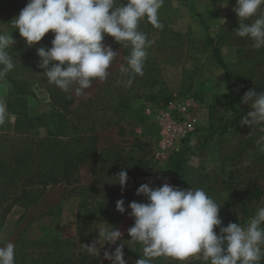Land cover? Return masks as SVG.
<instances>
[{"label":"rangeland","instance_id":"1","mask_svg":"<svg viewBox=\"0 0 264 264\" xmlns=\"http://www.w3.org/2000/svg\"><path fill=\"white\" fill-rule=\"evenodd\" d=\"M26 4L27 0H0V32L11 34L16 41L8 49L15 68L0 80V101L6 103L9 113L0 125V159L11 154V133L16 121L13 111L49 116L53 109L51 100H65L68 95L74 100L70 108L79 106L76 118L94 126L97 152L89 162L79 164L75 181L49 185L30 206L14 202L20 193L7 192L9 200L0 207V245L10 241L17 246L21 244L19 239L38 241L33 244V252L38 253V246L46 250L52 247V240L66 238L74 243L71 249L75 254L85 252L90 256L84 258V264H111L104 259L103 251L114 250L116 245H105L95 256L83 247L97 240V226H109L122 232L117 244L123 245L128 264H134L143 250L127 232L134 224V217L128 215V204L147 202L143 194L136 195L144 183L150 187L167 182L182 189H204L221 204L223 226L228 217L246 225L256 209L264 206V152L256 144L264 133L249 134L252 129L239 123L250 110L240 103L242 95L249 89L264 90V47L256 49L251 39L233 32L239 26V17L233 11L235 0H164L159 9L163 28H154L146 18L139 23V30L154 43L146 49L144 74L135 75L130 87L126 86L127 76L121 74L120 67L126 66L125 57L131 49L123 43L113 45L114 38L105 34L104 43L118 55L108 69V77L94 80L85 90L86 96L65 93L41 74L44 70L38 67L36 49L42 45L51 47L54 34L50 30L31 46L25 42L12 19ZM261 12L264 5L257 15ZM253 19L244 22L251 23ZM207 38H212L211 45ZM213 49L227 64L234 84L232 95ZM147 106L156 110L168 108L180 121L196 118V123L189 124L195 129L184 133L179 149L166 159L155 155L157 127L145 114ZM39 132L41 136L45 134L43 128ZM177 154L184 158V182L179 185L168 169ZM122 169L128 175L123 189L116 177ZM121 198L125 202L124 214L116 209ZM214 231L219 233V228ZM152 264L210 262L200 255L185 261L158 256ZM259 264H264V259Z\"/></svg>","mask_w":264,"mask_h":264},{"label":"clouds","instance_id":"2","mask_svg":"<svg viewBox=\"0 0 264 264\" xmlns=\"http://www.w3.org/2000/svg\"><path fill=\"white\" fill-rule=\"evenodd\" d=\"M163 4L164 0H27L12 25L29 46L51 30V47L42 45L36 49L38 67L44 70L41 74L65 93L86 96L85 90L94 80L108 77V69L118 55L104 43L105 34L131 49L125 57L126 66L120 67L121 74L127 76L126 86H131L135 75L144 74L146 49L154 41L138 26L146 18L154 28H163L159 19ZM262 5L264 0H235L233 8L239 17V26L233 32L251 39L256 49L264 47V12L257 15ZM252 17L255 19L251 23L244 22ZM15 43L11 34L0 32V80L15 68L8 51ZM240 103L250 109L241 116L240 125L249 126V134L264 133V90H247ZM8 118L7 105L0 101V125ZM256 144L264 152V135ZM116 177L123 189L127 172L122 169ZM141 194L147 197L146 203L128 204V215L134 217V224L127 232L143 250L134 264H152L158 256L185 261L200 255L210 264H259L264 259V206L256 209L246 225L229 222L223 226L221 204L202 188L182 189L167 182L150 187L144 183L136 190V195ZM116 209L121 214L126 212L123 198L117 200ZM97 227V240L83 244L87 252L100 255L105 245H116L114 250L104 249V259L111 264H128L123 245L117 244L122 232L115 227ZM0 264H15V245L10 241L0 245Z\"/></svg>","mask_w":264,"mask_h":264},{"label":"trees","instance_id":"3","mask_svg":"<svg viewBox=\"0 0 264 264\" xmlns=\"http://www.w3.org/2000/svg\"><path fill=\"white\" fill-rule=\"evenodd\" d=\"M207 41L210 45L213 42L212 38H207ZM112 44L119 45L116 41ZM213 51L216 62L225 71L229 95H232L234 84L227 64L217 49ZM20 90L25 91L22 87ZM51 101L53 109L49 116H28L23 110L13 111L16 121L11 133V154L0 159V207L9 200L5 195L7 192L11 195L20 193L14 202L30 206L49 185L75 181L79 164L89 162L97 152L95 128L76 118L79 106L70 108L74 103L72 97L68 95L65 100ZM42 128L45 134L41 136L39 130ZM183 160V155L177 154L168 165L177 185L184 182ZM229 222H234V219L228 217L226 226ZM18 242L21 244L15 246V264H84V258L90 257L85 252L75 254L71 249L74 243L66 238L52 240V247L46 250L38 246V253L33 252L36 249L33 244L38 241L19 239ZM27 243L29 245L26 246ZM29 248L32 251L26 252Z\"/></svg>","mask_w":264,"mask_h":264},{"label":"built area","instance_id":"4","mask_svg":"<svg viewBox=\"0 0 264 264\" xmlns=\"http://www.w3.org/2000/svg\"><path fill=\"white\" fill-rule=\"evenodd\" d=\"M144 111L146 115L151 117L157 127L155 155L158 159H166L170 153L178 150L184 133L188 129L189 131L195 129L194 127H189V124L196 123V118L194 117L186 121H180L175 118L171 110L168 111V108L166 110H156L152 106H147Z\"/></svg>","mask_w":264,"mask_h":264}]
</instances>
